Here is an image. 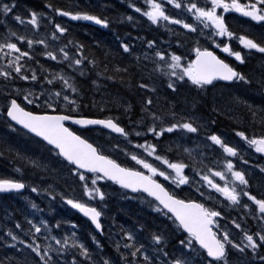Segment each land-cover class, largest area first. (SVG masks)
<instances>
[{
    "label": "snow or ice",
    "instance_id": "obj_1",
    "mask_svg": "<svg viewBox=\"0 0 264 264\" xmlns=\"http://www.w3.org/2000/svg\"><path fill=\"white\" fill-rule=\"evenodd\" d=\"M164 3L171 4L176 9H183L191 14L193 23H187L183 19H176L166 14ZM148 7L147 11L143 12L152 24L158 21H166L171 24L182 25L184 29L191 33L199 32L200 36L205 37L216 48L222 52L234 57L241 64L244 63V57L240 51H234L229 43L221 41L217 43V37H225L228 40L238 39L240 45L248 50H256L264 54V44L258 43L255 39L249 38L246 35H239L230 30L225 22V13H239L243 17H248L252 21L264 23V0H145ZM46 7L61 17H69L71 20H87L94 21L98 25L107 27L109 21L106 18H101L99 15L90 14L87 11H71L59 7H54L52 3H47ZM130 7L136 12H141V8L136 7L135 3H130ZM16 8L15 0L12 3H3L0 0V14L8 16ZM218 9L221 10L218 12ZM30 18L25 21L20 15H15L13 19L21 24L26 22L33 27L39 26V20L42 16H47V13H38L28 10ZM132 20L131 16L127 17ZM49 22L53 23L52 17H49ZM0 23H4L0 21ZM7 27V25H5ZM55 30L51 33L53 40H58V33L63 35L67 33V28L56 23ZM205 30H208L206 32ZM15 38L16 42H13ZM0 60L6 63L0 65V78H3L5 100L0 106V115L3 116L8 128L15 130L12 122L16 125H22L30 133H34L37 137H41L42 141L46 142L45 147L52 160L61 168L67 169L69 175L76 178V182L80 185L83 197L74 198L71 195H65L63 191L55 192L52 186L43 189L53 200L57 196L72 209L78 210L85 217H88L95 229L102 230L101 217L103 216L102 208L106 207L105 199L108 195L102 190L99 181H112L119 185L122 189H130L133 193L143 194L153 197L154 211L163 213L176 224L177 229H182L187 235L184 239L178 241V251L169 253L164 248L160 247L165 243L163 233L154 232L151 234V241L154 247L151 251L144 244H138L133 230L121 229L123 236L127 238V243H124L123 248L125 253H120V243L117 242L116 249L120 253V260L124 264H233L230 259L231 253L237 252L242 255L246 254V249H250L252 255L259 259L261 264H264V255H260L258 249L264 248V227L258 231L249 234L245 231L240 223L232 220L231 223L236 229L242 233L239 242L231 237L228 230L222 228L220 220L225 216L224 209L231 206H242L244 209H249L248 203H242L243 198H247L256 206V213L253 214V219H259L264 222V198H257L248 190L250 185L244 171L235 170V166L230 157L243 159L238 147L231 146L225 142L220 135L213 133L207 139L213 145L219 146L222 150L223 159L218 161L221 170H215V167H207L203 165V160L200 161L202 167L196 168L194 164H185L182 160H170L166 152L172 151L169 146L163 154L160 150L159 140L166 133H173L174 130H186L188 133H197L198 126H194L195 118L180 117L177 119V114L170 111L169 115L174 122L166 123L164 116L159 115L157 111L152 109L153 100L149 97L144 99L141 105V118L134 122L135 125L147 126L144 132L136 131L135 126L131 130H126L118 122L119 117L108 116L104 119L89 118L81 114V109L88 107L82 103L83 95L81 90L75 83V77H69L61 72L52 71L48 73L44 67L40 66V71L43 78L40 79L37 75V70L30 65L25 67L21 61L24 58L33 59L29 51H22L19 43L26 41L29 49H32L34 44L44 45L45 51L42 53L53 61L59 60L66 62L67 67L78 71L81 76L85 75L83 70L84 62L87 57L84 55L85 45L77 41L69 40L67 44L61 46L57 50L49 51L46 39L32 40L25 35H18L17 32L8 29L5 33L0 34ZM199 41H197V44ZM154 41H148L149 48L154 47ZM209 47L197 46L192 49L195 53L194 59H186L176 53H165L157 50L154 56L159 58L156 63L155 71L162 72L168 77V89L172 92L178 91L181 82H190L192 86L200 91H205L209 87H215L216 81H242L247 82V77L226 63ZM72 45L79 57L70 55L67 50L68 46ZM120 47L123 53L132 55L130 45L121 42ZM107 56L108 54L105 53ZM148 55L144 56L147 60ZM136 65L139 66L140 57H135ZM27 63V61L25 62ZM39 64V61H36ZM87 63L97 66L95 59L87 60ZM108 71L105 67L104 72ZM130 67L114 66L112 69L113 75L108 76V79H115L120 73L128 74ZM27 73H30L27 74ZM49 76L51 78H49ZM175 78V79H173ZM17 81H32L37 82L40 86V91L35 88H16ZM123 82V77H121ZM57 83L60 85L56 87ZM95 84V81H93ZM139 89L155 92L154 88H150L149 84L140 83L137 85ZM23 100L18 102L20 97ZM11 97V98H9ZM108 103H113L118 107H123L125 112L131 110V105H120L119 98H113L111 101L102 99L97 102L92 101L91 106L98 105L103 109ZM247 104V102H244ZM29 105H34L38 111L28 110ZM253 118L256 117V111L249 106ZM264 111V110H261ZM72 121L76 125L81 126H103L110 129L112 132L118 133L124 137L128 144L132 143L131 137L133 134L137 138H144L143 143H137L135 148L142 149L143 154L136 152L129 153L125 148V154L130 156V159L135 162L137 167L122 166L115 159L108 155H104L102 149L94 146L87 138L78 135L65 126V122ZM213 123H215L213 121ZM261 127H264V116L259 120ZM151 134L156 140L155 143L146 139L147 134ZM235 135L243 141L249 148H252L257 153L264 154V134L253 133L246 135L244 131H236ZM5 150L11 152L13 149L5 141ZM114 147L118 148V145ZM182 145H176V148H181ZM183 152L187 153L191 159V150L183 148ZM146 154V155H144ZM3 155V152H0ZM20 156V153H16ZM154 157L155 161L160 162V165H166V168L158 167L149 158ZM28 163L34 168L43 167L41 160L36 158L28 159ZM245 164L248 162L245 160ZM192 167L196 175L200 176V180L195 183L196 191L201 198H205V194L200 190L199 185H207V188L214 189L228 202L224 204L221 201V207L217 210L214 207H207L205 203L198 202L193 199H178L174 193H170L163 184L156 179L157 176L163 177L165 180H171L177 187L185 184H192L193 181L188 175H185V169ZM256 168L264 173V165L257 164ZM146 170V171H145ZM171 170V171H169ZM21 172V169H16ZM231 177L229 180L228 177ZM219 177L224 183H217L215 178ZM26 187V183L22 179L16 178H0V192L19 191ZM52 189V190H50ZM33 193L41 191L37 186H31ZM98 198V199H97ZM206 199H213L211 194ZM93 202L98 203L101 207L93 205ZM31 208L41 211L38 205L31 203ZM170 214V215H169ZM26 223L29 225L25 231L19 222L15 224L16 229L24 231L23 237L16 234L12 229H8L5 238L11 239L12 242H18L27 250L34 254L33 259L35 264H112L110 259L101 258L99 261L93 259V252L77 238L76 232H72L71 236H63L57 238L51 235L52 228L47 220H41L39 223H34L31 219L26 218ZM64 223H69L64 221ZM61 222L57 221L55 227L59 228ZM72 227H76L75 224ZM42 234V235H41ZM258 238V240H257ZM44 241H55L59 247H53L50 243H40ZM96 241L95 236L92 237ZM72 241L71 248L74 251L71 261H67L61 255L66 253L69 244ZM99 246V242L96 241ZM55 254L53 256L52 254ZM80 257L83 260L79 259ZM0 264H3L0 261ZM15 264V262H11Z\"/></svg>",
    "mask_w": 264,
    "mask_h": 264
},
{
    "label": "rangeland",
    "instance_id": "obj_2",
    "mask_svg": "<svg viewBox=\"0 0 264 264\" xmlns=\"http://www.w3.org/2000/svg\"><path fill=\"white\" fill-rule=\"evenodd\" d=\"M135 3L136 7L141 8V12H136L134 9V12L136 13V17L141 19V21H144L147 26L149 27H155L160 30V32L164 33L165 38L177 36L180 37V33L176 32L178 28L171 26L169 22L166 21H158L156 24H152L151 21L143 15L144 11L148 10V7L145 4V0H136ZM160 2V0H158ZM164 8H166V14H169L172 17H175L177 19L182 18L187 23H193V19L191 17L190 13H187L183 9H176L173 5L164 3ZM80 21V20H78ZM42 22V19L39 20V26L33 27L29 23L27 24L28 30L31 32H35L40 28V23ZM90 22V21H87ZM93 22V21H91ZM122 26V25H119ZM40 39H42V32ZM195 42L199 41V43H196V46L202 47L203 42L200 40L199 32L194 33ZM58 44V40L48 39L46 40V43H48L49 48L51 47V43L55 42ZM13 42L15 41V38H13ZM206 42V41H204ZM164 41L160 42L158 45L154 44V47L149 48L147 45L146 52H139L138 49H135L134 53L132 55L139 56V54L148 55V59L145 60L140 59V62H143L144 64H141L139 66H135V69H140V71L145 72L143 77L145 80H138L137 85L140 83L149 84L150 88H154L155 92H151L149 90H142L138 89V93L140 95H143V99L151 98L153 100L152 109L154 111H157L159 115L164 116L166 123L174 122L171 119V116L169 115L170 111H174L177 114V119L180 117H193L195 118L194 126H198V132L197 133H188L186 130H180L176 129L173 131V133H166L160 140V150L163 154L166 149H168L169 146L172 147V151L166 152L170 160L176 161V160H182L185 164H194L196 168H201L202 165L200 163L201 160H203V165H206L207 167H215V170H221L220 164L216 162L218 154L219 161L223 159L222 150L217 145H213L210 140L207 138L213 134V123H211V120L209 119L210 115L207 113L206 106L210 103L209 101H213L214 103L221 102L224 104V107L220 108L219 113L224 118L225 115H229L230 113L233 115H239L242 116V120L237 121L239 125L245 124V120L248 119V117L253 116L252 112L249 110V106L252 107L253 110H263L264 106L261 104L260 100L257 97V94L253 95V92L255 89L253 88V85L251 84L255 80L258 79L257 73L253 75H248L249 78H247V82L240 81L235 86H221L215 89H210L206 91H200L196 89L194 86L191 85L190 82L183 83L181 82L180 86L178 87V91L175 93L172 92V90L168 89V77L163 75L162 72L155 71L156 63L159 62V58L154 56L155 51L160 50L167 53H176L177 55H181L182 57L186 59H193L190 56H194V52L192 50H184V49H176L172 50L170 46V43L166 47L163 46ZM23 45V46H22ZM60 45V44H58ZM19 47H21L22 51H25L26 48H28L27 44H24V42H21L18 44ZM25 49H24V48ZM194 47V48H195ZM38 48V49H37ZM27 50V49H26ZM33 51H36L40 58L44 57L42 54L45 51L44 45L38 44V47H35V44L32 47ZM122 50V49H121ZM123 53V50H122ZM78 56L77 52H72L71 55ZM132 55H126L125 58L129 59ZM26 62V58H24L21 63L25 64V67L28 63ZM6 63V61L0 60V65ZM56 64H64L63 68H60L58 71L63 74L68 75L69 77L74 76L72 74L73 69H70L67 67L66 62L57 61ZM248 67V66H247ZM246 67V68H247ZM255 68V66H253ZM245 68V69H246ZM252 67H249V71ZM261 76L262 73H264V65L261 66ZM261 79V77L259 76ZM175 79V78H173ZM37 83V82H36ZM39 86V84H37ZM16 88H21L18 86H15ZM40 87V86H39ZM25 89V88H24ZM36 90V89H35ZM39 92V88L37 89ZM6 89L4 87H0V106H2L4 103H6L4 94L6 93ZM206 96V97H204ZM215 97H219L218 100H215ZM11 98V97H9ZM188 98H193L192 102H188ZM201 99L203 101L201 102ZM20 100H23V97H20ZM244 102H247L245 104ZM205 107V108H204ZM138 111L140 115L142 116L141 107L138 108ZM211 111V110H210ZM141 118V117H140ZM227 119V118H226ZM222 122V121H220ZM147 123L144 126L136 125L135 130L144 132L145 128L147 126ZM254 128L262 129L259 122H255ZM10 129L7 126V123L5 122L2 115H0V145L3 147L5 146L4 142L6 141L10 146L11 144H15L19 149H16L15 153L19 152L23 157L28 159L36 158L41 160L43 167L39 169H34L29 163L22 164L21 172H17L16 169H18L19 165H15L14 168L16 169H10L8 166L10 164H5L7 166H2L0 164V174H4L5 176H16L19 178H22L26 180V182L29 185V193L24 194L20 199L15 200L12 204H10L7 200L6 202H3V198H0V224L2 223L5 226L4 231V240L6 241L5 247L10 249L11 253H21V254H27L28 256L24 255L28 259H30L29 263L23 262V264H35V260L33 259L34 254L30 252V250H27L23 245H21L18 242H12L10 237L5 238V234L8 229H12L16 234L23 237L24 231L21 229H16L15 224L19 222L22 226L23 230H27L29 225L26 223V218L31 219L34 223H39L41 220H47L49 222L50 227L52 228L51 235L56 236L57 238H61L65 235L71 236L72 232H76L77 238L80 242L84 243L87 247V242L82 239V230L75 231L72 227V218L74 209L71 208V206L66 205L59 196L56 197L55 200H53L50 196H48L47 192H44L43 189L48 188L49 185L52 186V189L55 190V192H61L63 191L65 195H71L74 198H81L84 200H87L86 197H83L80 185L76 182V178L69 175L67 169L61 168L57 163H55L52 158L49 156V153L47 151V148L36 142L35 140L29 138V136H23L19 134L18 132L13 133V135L10 137L7 134L5 130ZM4 132L1 134V132ZM222 137V139L225 142H228L231 146H236L238 144L237 141L229 139L225 134H217ZM8 139H6V138ZM132 143L128 144L125 139H117L113 140L109 136H103V146L108 151V153L112 156H116L117 158H120L124 160L128 164H135L134 161L130 159L129 155L125 154L124 149L126 148L129 153L136 152L137 154H143L142 149L135 148V145L137 143H143L144 138H137L134 136L131 137ZM146 139L149 141L155 143L156 140L152 137V135L149 133L146 135ZM241 139V138H239ZM115 145H118L119 147H114ZM176 145H182L181 148L177 149ZM239 145V144H238ZM183 148H188L191 150V159L189 158L187 153L183 152ZM0 152L1 149H0ZM10 153V152H9ZM15 153H6L3 155H0V162H11L10 159L15 158V162H19L22 157L15 155ZM146 155V154H144ZM232 159V157H230ZM23 159V158H22ZM150 162H153L158 167L165 168L166 165H160V162L155 161L154 157L149 158ZM241 160V159H240ZM14 162V163H15ZM12 163V164H14ZM236 167V165L234 164ZM235 170H241L244 171V166H241V168L236 167ZM187 172V175L192 178V190H190L193 194H195L196 186L195 183L199 180L198 175L195 174L192 167L185 169ZM171 171V170H169ZM228 179L230 180L231 177L229 175ZM217 183H220L223 185V181L220 180L219 177L215 178ZM99 185L102 187V190L107 192V186L103 185L101 181L98 182ZM31 186H37L41 189L39 193H33L31 191ZM50 189V190H52ZM204 194L205 196H208L211 194V196H216L212 189L207 188V185L203 186ZM98 199V198H97ZM34 202L38 205L39 209L41 211H37L36 209L31 208V203ZM96 202H93V205ZM10 206L14 207V210H10ZM244 212V211H241ZM14 213V215H13ZM152 213H158L154 210H152ZM161 214V213H160ZM233 214V213H232ZM108 218V216H106ZM57 221L61 222V226L59 228H56L55 225ZM64 221H70V223H64ZM104 224V242H110L109 238L114 233V226L111 224L110 219L108 218V223L105 220L103 221ZM78 224H76L77 226ZM120 225V229L125 230H131L126 225L124 226ZM165 228H168L169 235L165 237V244H168L169 240L171 239L170 236H173L174 230L170 228V225H167ZM163 228L161 231L164 233ZM42 235V234H41ZM135 235V234H134ZM95 236L92 235V237ZM165 236V235H164ZM136 241L138 244H141V238L138 235H135ZM50 243L53 247H59L55 244V241H44L43 239L40 241V243ZM118 242V240H117ZM128 242V241H127ZM126 242V243H127ZM122 245V242H119ZM72 244V241L69 240V244L66 246L68 249L70 248ZM124 244V243H123ZM146 247L149 248V251L152 250L154 247L153 242L150 241L148 243H144ZM97 249V251H91V247H88L91 252H93V259L96 261H99L101 258L110 259L107 253L106 248H103L100 250L98 248V245H94ZM160 247H164L163 245H160ZM73 250V249H72ZM74 251H67L66 253H62L61 255L63 258L72 260ZM125 249L122 248V252H124ZM236 254V252H235ZM231 253L232 256H235V259L232 260L233 264H246L244 263L239 257ZM55 256V254H52ZM27 258H23V261H28ZM79 259L83 260L82 257ZM112 261V264H116L114 259H110ZM121 261V260H119Z\"/></svg>",
    "mask_w": 264,
    "mask_h": 264
},
{
    "label": "trees",
    "instance_id": "obj_3",
    "mask_svg": "<svg viewBox=\"0 0 264 264\" xmlns=\"http://www.w3.org/2000/svg\"><path fill=\"white\" fill-rule=\"evenodd\" d=\"M2 2L12 3V0H2ZM136 2V0H15L16 8L11 14L8 16L0 14V21L4 22L0 23V34L5 33L8 29H11L12 31L17 32L18 35H25L27 38L35 41L39 40L41 37V31L43 39L48 40L52 39L51 33L55 30L54 25L56 23L66 27L67 33L63 35L58 33V36L60 37L58 44L60 45H58L56 41L52 42L49 51L57 50L61 46L67 44L69 40H73L85 45L84 55L87 57V60L95 59L97 62V66L94 67L92 64L87 63L86 60L82 66L85 72V75L83 76H81L78 71L72 72L75 77V83L83 95L82 103L88 105V107L81 109V114L88 117H119L118 122L125 127L126 130H130L135 126L134 122L138 121L141 117L138 108L141 107L144 99L142 97L143 95L138 93L137 81L145 80L143 77L145 72L140 71L138 68H134L137 66L135 62V57L137 56L132 55L129 59L125 58L127 54L122 53L120 44L122 41L123 43L129 44L132 54L135 49H138L139 52H146L148 41H154L155 45H158L163 41L165 36L159 29L147 26L144 21H141V19L136 17L134 9L130 7V3ZM47 3H52L54 7H59L65 10L87 11L90 14L99 15L101 18H106L109 21L108 28L105 30L102 25L78 21L72 22V24H67L64 22L66 17L56 15L52 9L46 7ZM29 9L38 13H47V16L41 17L42 22L40 23V28L33 33L26 29V24H21L19 21L13 19L15 15H20L21 19L25 21L28 20L30 17V12L28 11ZM128 16H131L133 19L128 20ZM49 17H52L53 23L49 22ZM5 25H7V27H5ZM176 32L180 33V37L174 35L172 37H167L172 50H192L196 46L197 42H195L194 33L183 29H178ZM24 44H26V41H24ZM67 50L70 52V55L72 52H76L72 45H69ZM25 51L28 50L25 49ZM29 52L33 59L28 60V58H26L28 63L26 67L30 65L32 68H35L40 79L43 78V74L40 71L41 65L48 73H51L52 71L59 72L58 70L64 67V64H56L57 61H60L59 54L58 60L53 61L45 55L40 58L36 51ZM105 53L108 55L106 56ZM77 54V57H79L80 54ZM144 56L139 54L140 59H143ZM190 57L192 58V56ZM37 60L39 61V64L36 63ZM141 64L144 63L140 62L139 65ZM117 65L120 67L128 65L130 67L129 73H120L116 75L115 79H108V76L113 75V67ZM105 67L108 69L106 73L104 72ZM261 71V69L253 67L250 71L248 70V74L253 75L257 73L258 79L264 80V73H262L261 76ZM27 74L30 75V73ZM121 77H123V82L121 81ZM49 78L51 77L49 76ZM93 81H95V84H93ZM37 84L38 83L32 81H17L15 86L23 89L35 88L36 91H38L37 89H40V87L37 86ZM0 87H4L3 78H0ZM56 87L59 88L60 85L57 83ZM256 90L261 92L260 87H257ZM113 98H119L120 105H131V110L129 112H125L123 107H118L113 103H108L103 109L99 105L97 107L91 106L93 100L97 102L102 99L111 101ZM187 101L192 102L193 98H188ZM202 101L203 99H201V102ZM209 102L210 103H208V105L206 104L203 106H206L207 108V113L210 115L209 119L211 120V123H213L214 118L217 122L224 119L229 123V125L235 126L238 125V123H236L237 121L242 120V116L233 115L231 113L228 116L225 115L224 118L218 117L213 113V111H219L220 108L224 107V104L221 102ZM28 108L32 111H38L34 105H29ZM262 109L264 110V108ZM255 111V119L253 116L249 118L251 122H259L260 118L264 116V111ZM82 133L86 134L85 131ZM87 133L90 138H93V133L90 129L87 130ZM11 148L13 150L10 153H15V150L19 149V147L15 144H11ZM0 149L3 154H10L9 151L5 150V146L3 147L0 145ZM106 153L110 155L108 151ZM110 156L114 157L112 155ZM114 158L117 157L115 156ZM14 159L15 158L11 157L10 161L14 163ZM1 165L6 166L5 164ZM15 165H19L18 168H21L22 166V164H10L8 167L10 169H16V167L14 168ZM10 177L22 179L16 176L8 175V178ZM101 183L108 187L106 192L108 195L106 196L104 202L106 207L102 208L104 220L108 223V218L110 219L111 224L114 226V233L109 238L110 242L106 243L102 241L99 235L96 241L99 242L98 248L100 250L106 248L109 258L114 259L113 262L116 264H124L123 261H119L120 253H125V251L122 252L123 243L127 242V238L123 236V232L119 228V226L123 224L133 230L134 234L141 238V244L150 242L152 233H162L161 230L167 225H170V228L174 230L173 236H170L171 239L168 244L164 243L163 248L169 253L178 251V241L184 239L186 235L177 229L176 224H174L168 216H165L163 213H152L155 204L149 203V201H152L151 199L142 194L131 195L123 190H120L113 183ZM20 198V195L12 194L10 203L12 204L15 200ZM190 198L191 196L187 199ZM94 205L98 208L101 207L98 203H95ZM9 209L14 210V207L10 206ZM106 216H108V218ZM72 220L81 226L82 239L87 242L88 247L92 246L91 251L96 252L97 249L94 245L97 243L92 239L93 230L89 222L77 215H74ZM68 222L70 223V221ZM5 229V226L1 223L0 261H2L3 264H11L13 261L15 264H23V262L29 263L30 259L24 256H28L27 254L23 255L21 253H11L10 249L5 247L6 241L3 238ZM164 230L163 234L166 237L169 235V230L168 228H165ZM117 240L118 242H122V245L120 244V253H118L116 249ZM68 250L73 251L72 249ZM23 258H27L28 261H23ZM67 261L70 260L68 259Z\"/></svg>",
    "mask_w": 264,
    "mask_h": 264
},
{
    "label": "flooded vegetation",
    "instance_id": "obj_4",
    "mask_svg": "<svg viewBox=\"0 0 264 264\" xmlns=\"http://www.w3.org/2000/svg\"><path fill=\"white\" fill-rule=\"evenodd\" d=\"M241 2L243 3L244 0H241ZM219 11L221 10L218 9V12ZM225 22L229 26L230 30L236 34L237 37L239 35H246L249 38L255 39L258 43L264 44V23L252 21L250 18L243 17L239 13H235V12H232L230 14L225 13ZM216 39H217V43H220L221 41L227 42L229 43L230 47L234 51H240L241 55L244 57V63L241 64L239 61H236L234 57H231L227 53L222 52L221 49L216 48L215 45L211 44L210 41H208L209 44L208 42H204L203 46L209 47L211 44L212 50L221 59H224L226 63H229L232 67L236 68L237 71L242 72L247 78H249L248 77L249 69L247 68L249 67L253 68V66H255V68L262 70L261 66L264 65V54H261L254 49L248 50V49L243 48V46L240 45L238 39L228 40L225 37H217ZM214 84H215V87H209L206 90L215 89V88L219 89V86L227 85L219 81L214 82ZM251 84L253 85V88L255 89V91L253 92V95L257 94L258 99L260 100L261 104L264 106V80H255ZM257 87L261 88V92L256 90ZM218 99L219 97H215V100H218ZM213 113L217 115L218 117L222 118V115L219 113V111L215 110L213 111ZM249 118L250 117H248V119L245 120L244 126L239 125V124L235 126L227 125L229 123L225 121L224 119H223L224 121L220 119L222 120V122H219V121L217 122L216 119L214 118L215 123H213V133L225 134L229 139L235 140L238 142L239 145L237 144L236 147H238V150L241 152L243 159L240 160V158L232 157L233 164H235L236 167L238 168H241V166H244V172L246 174V178L248 179L249 185H250L248 190L251 192L252 195H255L259 199V198H264V173H261L260 170L255 167V165L257 164L264 165V154L255 152L254 149L249 148L246 144L243 143L241 139H239V137L235 135L236 131H244L246 135H251L253 133H256L258 135L264 134V127L262 129L254 128L256 123L251 122ZM5 131L7 132L9 139H10L11 131L9 130H5ZM3 133L4 132L2 131L1 134ZM216 156H217L216 162H218L219 161L218 154H216ZM20 157H22L23 159L21 158L19 162L16 161L14 164H27L28 163L26 158L23 157L21 154H20ZM245 160L248 162L247 164L244 163ZM0 164H12V163L5 161L3 163L0 162ZM136 166L138 168H141V166L139 165H136ZM236 167L235 169H237ZM184 174L187 175L186 170ZM156 179L161 184H163L164 187L170 193H174L178 199L187 200V198L191 196L190 199L197 200L198 202H201V203H205L207 207H214L217 210H219L221 207V201H223L224 204L228 203L225 200V198L222 197L219 193H217L214 189H212V192L216 196H213V199H206L208 196H205V198H201L199 193L196 191V189L194 190L195 194H193L190 191L192 190V184H185V185H180L179 187H177L175 184L172 183L170 179L165 180L163 177H159V176H157ZM190 179L192 180L191 177ZM198 179L200 180V176H198ZM203 186L204 184L199 185L200 190L204 192ZM242 203H248L249 209H244L242 206L227 207L224 209L225 216L220 220L222 228L228 230L231 234V237L235 238L237 242H239L242 233L240 232L239 229H236L235 226L231 223L232 220H236L237 223H240L241 227L245 231L249 232V234H252L258 231L261 227H264V222H261L259 219H253V214L256 213V206L251 201H249L246 197L243 198ZM241 211H244V212H241ZM258 252L260 255H264V248L258 249ZM235 255L239 257L246 264H261L259 259L252 255V252L250 249H246V254L244 255L237 253V252ZM230 259L234 260L235 256L231 255Z\"/></svg>",
    "mask_w": 264,
    "mask_h": 264
},
{
    "label": "water",
    "instance_id": "obj_5",
    "mask_svg": "<svg viewBox=\"0 0 264 264\" xmlns=\"http://www.w3.org/2000/svg\"><path fill=\"white\" fill-rule=\"evenodd\" d=\"M222 81V80H221ZM223 82H232V81H223ZM12 123H14L15 124V122H12ZM65 124H68V125H71V126H74V127H78V128H87V127H99V128H102V129H105V130H107V131H110V132H112L110 129H107V128H104L103 126H81V125H76V124H74L72 121H67V122H65ZM16 125V124H15ZM18 127H20V128H22L23 129V126L22 125H17ZM66 126V125H65ZM67 127V126H66ZM23 130H25L26 132H28L26 129H23ZM71 130V129H70ZM28 133H30V132H28ZM112 133H114L115 135H119L118 133H115V132H112ZM31 135H33V136H35V137H37L34 133H30ZM37 138H39V139H41L42 140V138L41 137H37ZM46 143V142H45ZM110 182H112V181H110ZM118 187H120L119 185H117ZM121 188V187H120ZM125 190H127V191H129V192H131V193H133L130 189H125ZM22 191H24V189H21V190H19L18 192H22ZM143 194H145V195H147L146 193H143ZM150 198H152V199H154L153 197H150ZM78 211V210H77ZM78 213L80 214V215H82V216H84L82 213H80L79 211H78ZM85 217V216H84ZM85 218H87V219H89L88 217H85ZM90 220V219H89ZM91 222V221H90ZM93 225V224H92ZM93 227L95 228V226L93 225ZM97 230V229H96ZM98 232H100L101 230H97ZM183 231V230H182ZM184 232V231H183ZM186 233V232H185ZM187 234V233H186Z\"/></svg>",
    "mask_w": 264,
    "mask_h": 264
}]
</instances>
